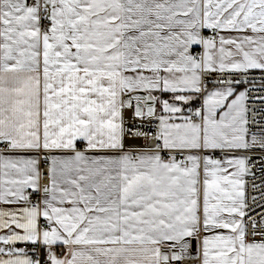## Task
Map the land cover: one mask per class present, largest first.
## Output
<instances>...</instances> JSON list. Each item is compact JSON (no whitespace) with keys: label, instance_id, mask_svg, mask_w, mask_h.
Instances as JSON below:
<instances>
[{"label":"snow or ice","instance_id":"1","mask_svg":"<svg viewBox=\"0 0 264 264\" xmlns=\"http://www.w3.org/2000/svg\"><path fill=\"white\" fill-rule=\"evenodd\" d=\"M0 264H264V0H0Z\"/></svg>","mask_w":264,"mask_h":264},{"label":"built area","instance_id":"2","mask_svg":"<svg viewBox=\"0 0 264 264\" xmlns=\"http://www.w3.org/2000/svg\"><path fill=\"white\" fill-rule=\"evenodd\" d=\"M253 171L256 173L255 180H256L257 183H259L260 182V176H261L259 168L256 167V168L253 169ZM252 179H253L252 177H249L250 184H251V180ZM249 191H250V193L255 194L254 190L251 189V187L249 188ZM260 203H262V202L259 201V200H257L255 203H252V201L250 200V206L252 208L256 209L257 212L261 211V209L259 207H257Z\"/></svg>","mask_w":264,"mask_h":264},{"label":"crops","instance_id":"3","mask_svg":"<svg viewBox=\"0 0 264 264\" xmlns=\"http://www.w3.org/2000/svg\"><path fill=\"white\" fill-rule=\"evenodd\" d=\"M198 253H199V245L197 244L196 251L193 253L192 258L195 259V257L198 255Z\"/></svg>","mask_w":264,"mask_h":264}]
</instances>
